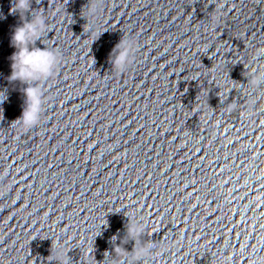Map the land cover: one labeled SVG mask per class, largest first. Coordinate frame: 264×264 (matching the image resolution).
<instances>
[{"label":"water","instance_id":"1","mask_svg":"<svg viewBox=\"0 0 264 264\" xmlns=\"http://www.w3.org/2000/svg\"><path fill=\"white\" fill-rule=\"evenodd\" d=\"M95 2L0 0V264H264V0ZM41 13L24 130L11 36Z\"/></svg>","mask_w":264,"mask_h":264},{"label":"clouds","instance_id":"2","mask_svg":"<svg viewBox=\"0 0 264 264\" xmlns=\"http://www.w3.org/2000/svg\"><path fill=\"white\" fill-rule=\"evenodd\" d=\"M102 0H96L95 3L89 8V14L94 15L97 11L96 4L101 3ZM31 0H15L11 11L26 12L29 10ZM47 24L45 23V17L41 13L40 15L31 16L30 21L23 22L20 26L16 27L11 36V45L15 49L11 60V74L8 77L9 81H20L27 85L24 88V96L26 98V107L22 116L20 117L21 125L24 130L33 126L37 120V114L40 110L41 93L36 87L35 83L31 86L29 82H36L43 78H50L53 76L54 69L60 63V54L55 51H50L47 48L35 47V42L41 37V33L46 30ZM135 47L134 44H130L128 41L121 40L117 45V56L113 60L115 67L120 68L123 64L131 61V50ZM264 55V51L257 53V56ZM264 81V72L259 75H255L252 80V86H258ZM3 101H0L2 104ZM233 105L231 108L233 109ZM142 230V227L136 225H129L128 231L130 234H137ZM258 246L264 247V238H259ZM154 245H146L136 251L134 259H142L151 257L154 252L151 251ZM60 264L63 262L60 261Z\"/></svg>","mask_w":264,"mask_h":264}]
</instances>
